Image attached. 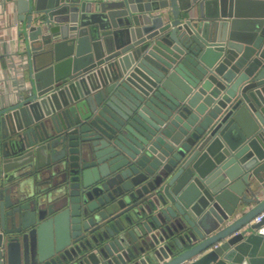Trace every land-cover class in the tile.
<instances>
[{"label": "water", "instance_id": "water-1", "mask_svg": "<svg viewBox=\"0 0 264 264\" xmlns=\"http://www.w3.org/2000/svg\"><path fill=\"white\" fill-rule=\"evenodd\" d=\"M17 6L0 264H264V0Z\"/></svg>", "mask_w": 264, "mask_h": 264}, {"label": "crops", "instance_id": "crops-1", "mask_svg": "<svg viewBox=\"0 0 264 264\" xmlns=\"http://www.w3.org/2000/svg\"><path fill=\"white\" fill-rule=\"evenodd\" d=\"M5 20L7 23L5 24ZM3 38V44L0 45V105L8 104L17 99L18 78L12 74V58L15 52L27 53L26 42L24 39L22 21L19 19V7L17 0L0 1V39ZM26 55V54H25ZM32 59L27 65L25 78L28 83H32ZM26 94L25 91L22 92Z\"/></svg>", "mask_w": 264, "mask_h": 264}, {"label": "built area", "instance_id": "built-area-1", "mask_svg": "<svg viewBox=\"0 0 264 264\" xmlns=\"http://www.w3.org/2000/svg\"><path fill=\"white\" fill-rule=\"evenodd\" d=\"M6 23H7V20H5V24ZM3 41H5V39L1 38L0 39V45L3 44ZM11 58H12L11 59L12 60L11 69H12L13 77L18 78V80H19L18 89H17L19 92V93H17L18 97L16 100L11 102V103H15V102H17V100H20L22 98V96L24 95L22 93L23 91H25V93H26V92L30 91V89L32 87V83H28L26 78L24 77L27 65L29 66L31 59H30L28 51H27V53L15 52V54L11 55ZM11 103H8V104H11ZM1 105H4V104H1ZM263 219H264V211L261 212L260 214L256 215L248 224L251 225L253 223H258V222H261ZM258 232L264 233V225L261 226L260 229H258Z\"/></svg>", "mask_w": 264, "mask_h": 264}]
</instances>
